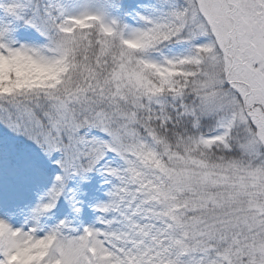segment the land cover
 I'll return each instance as SVG.
<instances>
[{
    "label": "snow or ice",
    "instance_id": "1",
    "mask_svg": "<svg viewBox=\"0 0 264 264\" xmlns=\"http://www.w3.org/2000/svg\"><path fill=\"white\" fill-rule=\"evenodd\" d=\"M0 264H264V0H0Z\"/></svg>",
    "mask_w": 264,
    "mask_h": 264
}]
</instances>
